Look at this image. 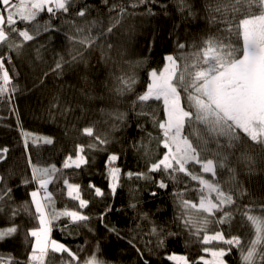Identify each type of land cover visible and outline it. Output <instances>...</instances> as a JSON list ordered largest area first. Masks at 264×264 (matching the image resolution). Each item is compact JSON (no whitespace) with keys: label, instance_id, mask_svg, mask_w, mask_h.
Instances as JSON below:
<instances>
[{"label":"snow or ice","instance_id":"1","mask_svg":"<svg viewBox=\"0 0 264 264\" xmlns=\"http://www.w3.org/2000/svg\"><path fill=\"white\" fill-rule=\"evenodd\" d=\"M104 2L108 5V0ZM175 3L179 12L194 15L188 0H175ZM76 4L77 0H0V108L7 107L17 118V129L28 154L30 170V175L26 173L18 186L26 189L31 186L27 191L30 199L16 204L13 187L0 174V218L7 220V226L0 227V242L21 231L22 225L16 223L21 212L33 222L32 226L23 228L24 241L29 246L26 259L0 253V264H109L101 257L99 244L91 253H85L86 245H79L74 250L55 239L53 233L57 227L61 231L69 230L73 225L89 227L91 217L83 210L90 201L84 197L82 185L72 182L64 170L81 169L89 163L88 151H106L104 146L110 141L106 135L97 134L96 124L90 123L78 129L81 136L89 138L87 144L74 143L61 167L40 160L34 162L31 148L52 145L55 141L50 135L26 130L20 121L15 100L21 88L16 82L19 74L13 53L20 57L25 47L42 33L58 31L49 21L41 23L44 12L48 13L49 20L60 14L82 18V23L72 22L74 33L66 34V39L74 46L79 44L89 49L106 36L110 37L125 16L135 15L137 9L143 8L147 14H154V6H167L161 0H128L126 4H112L109 14L113 20L97 35L94 29L98 22L89 21L87 7L74 8ZM206 8L210 13L220 14L223 35L201 37L191 45L177 40L176 51L163 55L161 67L147 69V83L142 92H135L138 83L135 69L144 66L143 59L129 62V72L114 77L116 95L134 93L133 109L139 107L140 114L151 116L154 126L159 129V135L155 137L157 145L163 151L149 161L147 172L123 174L115 166L118 155L109 153L105 162L108 190L113 196L116 194L122 175L130 180H140L151 178L149 174L163 173L177 186L184 185L183 189L177 187L173 193L180 213L178 219L201 244L204 255L196 261H189L183 255H166L173 264H228L225 257L233 249L240 253L241 264H264V203L241 205L238 202L237 193L241 196L244 193L234 184L237 168L230 162V156L240 151L236 156L237 163H244L250 169L253 158L242 149L251 146L249 141L264 149V0H209ZM210 22L216 23L217 17L211 16ZM107 47L110 49L112 45L109 43ZM77 59L78 56L72 57L73 61ZM65 63L67 61L61 56L51 71L61 72ZM153 101L162 104L159 118L155 109L147 111ZM51 107L58 108V102ZM108 115L115 121H122L125 116L119 111ZM211 144H215L214 149L209 147ZM228 149L232 151L228 152ZM9 151L6 146L0 147V164L7 160ZM224 170L229 174L227 181L222 179ZM12 174L9 169V176ZM61 180L62 187L59 186ZM50 185L57 186L55 192L50 190ZM157 186L166 189L169 185L161 179ZM87 188L95 197L108 194L93 183ZM189 191L197 194L198 202L187 197ZM156 194L152 193L153 196ZM65 195L64 206L58 207L57 197L63 199ZM131 207L135 208V204ZM110 211L112 207L106 206L99 219L103 222ZM236 215L251 225L252 234L247 238L225 230L224 226H231ZM61 220L67 222L61 224ZM105 227L110 232L116 231L107 224ZM89 231H92L90 227ZM152 233L158 236V244L162 247L164 239L155 227ZM137 251L143 256L140 249ZM144 264L149 262L145 260Z\"/></svg>","mask_w":264,"mask_h":264},{"label":"trees","instance_id":"2","mask_svg":"<svg viewBox=\"0 0 264 264\" xmlns=\"http://www.w3.org/2000/svg\"><path fill=\"white\" fill-rule=\"evenodd\" d=\"M188 2L193 6L194 15H189L187 11L179 12L175 0H161L167 7L154 6V14H147L143 8L137 9L135 15L125 16L110 37L106 36L89 49L79 44L74 46L66 39V34L74 33L72 22L82 23V18L60 14L49 20L48 13L44 12L41 13V23L49 21L58 31L42 33L25 47L20 57L13 53L19 74L16 82L21 88L15 100L20 121L26 130L50 135L55 141L52 145H46L45 157L33 159L34 162L40 160L61 167L74 143L87 144L89 138L81 136L78 129L90 123L96 124L97 134L106 135L110 141L104 146L106 151H88L89 163L81 169L64 170L72 182L82 185L83 195L90 201L83 211L91 217L88 225L92 231H89V227L73 225L65 231L57 227L53 233L55 239L74 250L79 245H86L85 253H91L99 244L100 255L109 264H144L145 260L149 264H173L166 259V255L181 254L189 261H196L204 255L201 244L178 219L180 213L173 193L177 187L183 189V184L177 186L163 173L149 174L151 178L140 180H130L122 175L113 196L108 190L105 168L108 154L115 153L119 157L115 166L121 169L122 174L129 171L147 172L149 161L156 159L163 151L157 145L155 137L159 135V129L154 126L151 116L140 114L139 107L133 109L134 93L116 95L114 77L129 72V62L143 59L144 66L135 69L138 79L135 92H142L147 83V69L161 67L163 55L176 51L177 40L191 45L201 37L223 35L220 31L223 28L219 22L220 14L210 13L206 8L209 0ZM122 3L126 4L128 0H108V5H105L104 0H77L74 8L87 7V19L98 22L94 29L98 35L100 29H106L113 20L109 7ZM211 16L217 17L216 23L210 22ZM109 43L112 45L110 49L107 47ZM61 56L67 63L61 72H52L51 69ZM73 56H78V59L73 61ZM57 102L58 108L51 107ZM101 109H104L103 113ZM153 109L156 110L157 118L162 116V104L153 101L147 111ZM113 111L124 113V119L113 120L108 115ZM248 144L251 146H245L242 150L253 158L251 168L244 163H237L236 156L240 155V151L230 156V162L237 168L234 184L244 193L243 196L237 193L238 202L241 205L250 202L259 205L264 203V149L250 141ZM4 146L10 151L7 160L0 164V174L13 187L14 202L20 204L30 199L27 191L31 186L28 189L18 186L26 173L30 175L28 154L17 129V118L9 113L7 107L0 108V147ZM209 147L214 149L215 144ZM9 169L13 173L11 176ZM228 175L224 170L222 179L227 181ZM161 179L168 183V188L157 186ZM89 183L108 194L102 198L95 197L87 188ZM59 186L62 187V180ZM49 187L54 192L57 189L56 185ZM152 193L157 194L153 196ZM187 197L198 202L194 191H189ZM57 199V206L63 207L67 197L65 195L63 199ZM132 204H135V208L131 207ZM109 205L112 211L107 213L102 222L99 216ZM66 222L61 220L59 223ZM16 223L22 225L21 231L15 237L0 242V253H11L26 259L25 252L29 246L25 244L23 228L32 226L33 222L26 213L21 212ZM105 224L116 231H108ZM6 226L7 220L0 218V227ZM153 227L164 239L162 247L158 244V236L152 233ZM224 227L226 231L245 238L252 234L251 225L240 215L234 217L231 226ZM137 249L143 252V256ZM225 259L228 264H241L240 253L236 249Z\"/></svg>","mask_w":264,"mask_h":264},{"label":"rangeland","instance_id":"3","mask_svg":"<svg viewBox=\"0 0 264 264\" xmlns=\"http://www.w3.org/2000/svg\"><path fill=\"white\" fill-rule=\"evenodd\" d=\"M46 154V145H41L39 148H31V157L32 159L36 158H44ZM34 161V160H33ZM171 255V254H170ZM175 255H181V254H175ZM207 259H211L210 256H206Z\"/></svg>","mask_w":264,"mask_h":264}]
</instances>
